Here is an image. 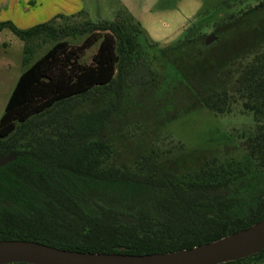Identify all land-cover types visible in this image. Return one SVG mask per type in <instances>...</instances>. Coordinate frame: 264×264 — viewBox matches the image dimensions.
I'll list each match as a JSON object with an SVG mask.
<instances>
[{
	"label": "trees",
	"instance_id": "16d2710c",
	"mask_svg": "<svg viewBox=\"0 0 264 264\" xmlns=\"http://www.w3.org/2000/svg\"><path fill=\"white\" fill-rule=\"evenodd\" d=\"M61 19L74 18L24 30L0 22L23 43L22 72L0 116V156L20 157L0 168V241L147 255L264 218V0H204L164 48L131 19L56 26ZM209 34L216 40L205 46ZM68 36L82 40L70 45ZM45 38L59 40L33 59V42ZM97 42L91 63L80 64ZM198 64L204 73L190 79ZM200 109L251 124L221 149L153 147L161 130ZM17 190L43 193L33 196V217L31 203L3 194ZM224 264H264V249Z\"/></svg>",
	"mask_w": 264,
	"mask_h": 264
},
{
	"label": "rangeland",
	"instance_id": "374dc122",
	"mask_svg": "<svg viewBox=\"0 0 264 264\" xmlns=\"http://www.w3.org/2000/svg\"><path fill=\"white\" fill-rule=\"evenodd\" d=\"M22 1V3L18 2L17 11L15 13L8 11L7 14L2 15V18H5L3 21H10L18 29L24 30L31 26H26L24 24L26 10L24 11L23 7H25V9L29 8L28 11L33 13L32 26L49 21L57 15L74 18L71 21L65 19L56 20L55 25L57 26L66 22H114L117 19H131V21L137 22L144 10L159 11L168 9L174 6L179 0ZM191 20L192 19L185 24L184 28L189 25ZM179 35L167 43L158 44V47L164 48L172 45ZM55 40L59 39L54 38V40H51L45 38L43 40H35L33 42V59L45 53ZM66 40L70 45H77L81 42L82 38L74 42L71 36H68ZM2 43L6 44V47L0 46V115L3 112V107L10 90L18 75L22 72L20 58L22 57L23 50V43L6 29L0 32V45ZM98 44L99 42L82 52L78 62L82 65H89L92 56L97 51ZM214 50L211 49L212 55L215 56L219 54V52L217 53ZM212 55H210V61H212ZM205 65L206 64H201V66H199L198 64L195 66L197 69L196 71L191 69V71H187L186 74L189 75L190 79H193L196 73H204L203 71L206 69ZM250 124L251 120L249 116L235 115L215 117L205 109H200L171 122L165 129L161 130L155 139L153 147L162 151L168 149L178 151L176 149L178 146L184 147L185 150L189 152L221 149L223 144L233 145L231 138L232 131L245 130ZM134 146L135 143H132L129 148H125V151L135 152L136 149L133 148Z\"/></svg>",
	"mask_w": 264,
	"mask_h": 264
},
{
	"label": "water",
	"instance_id": "95a60500",
	"mask_svg": "<svg viewBox=\"0 0 264 264\" xmlns=\"http://www.w3.org/2000/svg\"><path fill=\"white\" fill-rule=\"evenodd\" d=\"M216 40L209 34L204 45ZM18 154L0 156V167ZM264 249V218L250 227L190 249L165 253L130 255L90 253L58 249L26 240L0 241V264H224L245 259Z\"/></svg>",
	"mask_w": 264,
	"mask_h": 264
},
{
	"label": "crops",
	"instance_id": "0c3cea01",
	"mask_svg": "<svg viewBox=\"0 0 264 264\" xmlns=\"http://www.w3.org/2000/svg\"><path fill=\"white\" fill-rule=\"evenodd\" d=\"M203 1L204 0H179L174 6L168 9H163L159 11L144 10V12L140 15L137 22L139 23L141 29L145 32L149 41L156 44L167 43L171 39L177 37L180 34V32H182L185 29L184 28L185 24L188 23V21L193 18V16L198 11ZM18 2L22 3L23 1L0 0V22H6L3 21L5 19L2 18L3 14H7L8 11H11L13 13L17 11ZM27 2H31V0ZM23 9L24 11L26 10L24 24L26 26L32 27L33 13H31V11H28L29 8L25 9V7H23ZM0 46L6 47V44L2 43ZM12 89L8 94V98L11 94ZM8 98L5 101L4 107L6 105Z\"/></svg>",
	"mask_w": 264,
	"mask_h": 264
},
{
	"label": "flooded vegetation",
	"instance_id": "af4514ba",
	"mask_svg": "<svg viewBox=\"0 0 264 264\" xmlns=\"http://www.w3.org/2000/svg\"><path fill=\"white\" fill-rule=\"evenodd\" d=\"M208 151H211V150H208ZM15 154H18V153H15ZM17 158H20V157L17 156L12 162H14ZM12 162H10V163H12ZM10 163H8V164H10ZM8 164H6V165H8ZM3 167H0V168H3ZM3 194L6 195V196H10L14 202L21 203L22 206L20 205V207H26L25 204L31 203L32 204V209L29 212L25 213V214H31L32 217H33V203L35 202V199H34L33 196L36 195V194H39L40 197L43 198V196H42L43 193H39L38 191H27V190H17V191H13V192L3 191ZM15 195L18 198H16ZM30 195H31V197L27 198V196H30ZM50 208H51V206H50ZM31 220L33 221V218ZM41 244H43V243H41Z\"/></svg>",
	"mask_w": 264,
	"mask_h": 264
}]
</instances>
